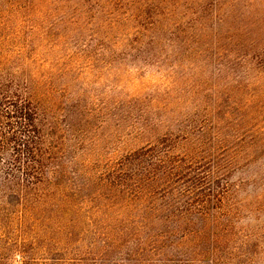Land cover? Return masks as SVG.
Returning <instances> with one entry per match:
<instances>
[{"label": "trees", "instance_id": "obj_1", "mask_svg": "<svg viewBox=\"0 0 264 264\" xmlns=\"http://www.w3.org/2000/svg\"><path fill=\"white\" fill-rule=\"evenodd\" d=\"M26 30L31 35L27 40ZM93 31L98 33L88 36ZM60 32L74 35L83 52L100 46L107 59L118 58L136 68L152 65L162 70L170 59L174 69L187 62L196 65L214 78L215 105L222 89L239 94L236 90L264 78V0H0V258L5 264L84 260L19 254L27 242L23 227L32 220L31 211L51 204L57 224H63L72 212L88 207L80 202L79 192L70 191L75 180L97 191L90 194L91 203L95 195L109 203L101 205L107 218L113 214L114 219H126L106 227V234L112 229L131 235L140 250L155 254H161L165 239L173 238L178 252L182 242L201 233L193 219L201 220L205 229L214 218V202L225 204L231 192L235 201L242 191V183L227 180L214 188L220 179L215 178L220 166L214 162V145L228 140L223 122L212 113L213 103L177 96L183 103L195 100L193 112L172 121L175 134L101 166L79 160L78 151L72 155V150L80 147V139L58 132L26 66L35 60L33 54L26 55L27 44L48 42L55 35L61 39ZM116 49L125 57L115 54ZM234 131L232 137L241 140ZM10 195L17 198L15 204L8 202ZM216 208L229 215L222 206ZM151 223H159L164 231L142 236L139 230Z\"/></svg>", "mask_w": 264, "mask_h": 264}, {"label": "rangeland", "instance_id": "obj_2", "mask_svg": "<svg viewBox=\"0 0 264 264\" xmlns=\"http://www.w3.org/2000/svg\"><path fill=\"white\" fill-rule=\"evenodd\" d=\"M60 36L43 43L33 41L32 47L27 44L25 53L33 54L35 60L26 66L34 75L35 87L56 121L58 132L64 131L75 141L80 139L81 145L72 150V155L78 151L79 160L101 166L130 150L157 143L165 134L176 133L174 119L193 112L195 99L183 103L177 101V96L203 98L213 103L212 113L219 124L223 122L222 131L228 140L214 145V162L220 166L215 174L220 179H215L214 188L227 180L242 183V191L235 201L231 192L225 204L214 202V218L205 229H201V220L193 219L201 233L182 242L181 250L176 252L173 245L178 240L169 238L164 240L161 254H155L140 250L131 235L112 229L106 234V227L126 219H114L113 214L107 218L101 205L109 203L99 200L98 195L91 203L90 194L97 191L75 180L70 191L79 192L80 202L88 207L79 214L72 212L63 224H57L51 204L31 211L32 220L23 227L27 242L21 245L19 254L83 257L78 264H264V78L259 84L236 90L239 94L230 88L222 89L214 105V78L196 65L187 62L174 69V60L170 59L162 70L152 65L136 68L129 62L121 64L118 58L107 59L100 46L83 52L74 35L60 32ZM24 38H31L28 31ZM121 52L116 49L115 54L125 57ZM6 64L12 67L11 62ZM178 73L185 78L179 79ZM158 96L161 100L153 102ZM234 130L243 137L241 140L232 137ZM45 172L49 178L51 173ZM8 202L15 204L17 198L10 195ZM216 206L229 210L225 211L229 215L217 212ZM154 229L164 231L159 223L139 231L146 237V232H155ZM14 240H18L17 235ZM0 264L5 260L0 258Z\"/></svg>", "mask_w": 264, "mask_h": 264}]
</instances>
